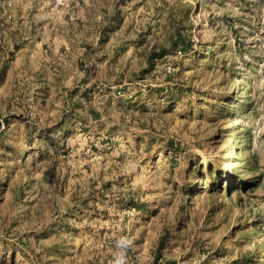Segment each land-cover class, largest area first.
I'll use <instances>...</instances> for the list:
<instances>
[{
    "label": "rangeland",
    "instance_id": "obj_1",
    "mask_svg": "<svg viewBox=\"0 0 264 264\" xmlns=\"http://www.w3.org/2000/svg\"><path fill=\"white\" fill-rule=\"evenodd\" d=\"M0 264H264V0H0Z\"/></svg>",
    "mask_w": 264,
    "mask_h": 264
},
{
    "label": "clouds",
    "instance_id": "obj_2",
    "mask_svg": "<svg viewBox=\"0 0 264 264\" xmlns=\"http://www.w3.org/2000/svg\"><path fill=\"white\" fill-rule=\"evenodd\" d=\"M123 243V242H122Z\"/></svg>",
    "mask_w": 264,
    "mask_h": 264
}]
</instances>
